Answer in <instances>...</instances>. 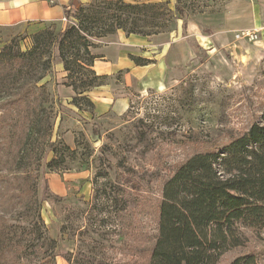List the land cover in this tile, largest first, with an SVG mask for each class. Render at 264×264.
<instances>
[{
    "label": "rangeland",
    "instance_id": "374dc122",
    "mask_svg": "<svg viewBox=\"0 0 264 264\" xmlns=\"http://www.w3.org/2000/svg\"><path fill=\"white\" fill-rule=\"evenodd\" d=\"M98 1L85 5L86 16ZM125 1L149 5L132 16L144 31L168 40L181 34L195 55L177 66L172 86L125 88L120 107L101 116L87 87L75 98L67 73L57 70L53 36L0 31V264H150L163 187L176 168L264 123V42L241 46L230 35L220 47L195 34L222 27L236 0H181L183 19L177 0ZM247 1L262 24L264 0ZM49 27L54 36L61 30ZM254 50L259 60L248 54ZM36 218L55 244L33 226ZM240 234L244 244L218 264L250 253L264 264V229L240 226Z\"/></svg>",
    "mask_w": 264,
    "mask_h": 264
},
{
    "label": "trees",
    "instance_id": "16d2710c",
    "mask_svg": "<svg viewBox=\"0 0 264 264\" xmlns=\"http://www.w3.org/2000/svg\"><path fill=\"white\" fill-rule=\"evenodd\" d=\"M180 1L177 0L175 11L179 19H183L186 10ZM97 3L98 9L91 11V16L85 15V5L67 12L68 22L64 29L55 33L56 36L50 27L34 35L35 41L46 36L55 38L54 44L70 80L67 85L76 92L75 98L84 92V89L81 93L78 91L80 87H87V91L101 84L103 79L92 69L97 58L91 52L96 46L92 38L102 41L119 30L127 34H155L144 31L141 19L132 17L136 13L134 10L148 8V4L125 0H99ZM86 20L95 22L87 25ZM150 24L158 25L153 20ZM186 24L183 23V28ZM82 48L88 56L85 61L80 59L84 58L80 53ZM82 70L92 75L90 83L82 77L86 74ZM49 196L45 180L41 198L45 201ZM39 219L33 221V226H42L49 239L48 230ZM240 226L264 229V123L252 124L248 131L232 138L221 150L195 154L176 168L163 187L159 232L150 264H218L227 251L244 244ZM230 264L258 263L256 255L250 253L234 258Z\"/></svg>",
    "mask_w": 264,
    "mask_h": 264
},
{
    "label": "crops",
    "instance_id": "0c3cea01",
    "mask_svg": "<svg viewBox=\"0 0 264 264\" xmlns=\"http://www.w3.org/2000/svg\"><path fill=\"white\" fill-rule=\"evenodd\" d=\"M91 1L0 0V31L23 30L34 36L52 24L62 30L67 12H74ZM231 5L227 6L229 11L222 27L213 30L210 35L195 33L200 44L224 47L231 42L230 35L235 38V33L241 29L259 28L264 24V20L262 24L259 22L253 3L236 0ZM237 42L241 46L247 43ZM258 42L264 40L261 38ZM91 52L97 56L92 69L103 79L101 84L85 93L93 101L97 116L104 115L111 108L118 109L121 92L125 88L141 92L162 91L172 86L178 82L177 66L183 61H190L195 55L189 41L181 34L168 40L160 35L127 34L123 30L97 43ZM248 54L259 60L257 50ZM56 67L59 72L66 73L63 63L57 62Z\"/></svg>",
    "mask_w": 264,
    "mask_h": 264
},
{
    "label": "built area",
    "instance_id": "2783aa9c",
    "mask_svg": "<svg viewBox=\"0 0 264 264\" xmlns=\"http://www.w3.org/2000/svg\"><path fill=\"white\" fill-rule=\"evenodd\" d=\"M54 2L55 0H51ZM63 21L67 22L68 18L65 16ZM264 29V24L259 28L241 29L235 33L236 41H244L247 43H257L261 40V32Z\"/></svg>",
    "mask_w": 264,
    "mask_h": 264
}]
</instances>
